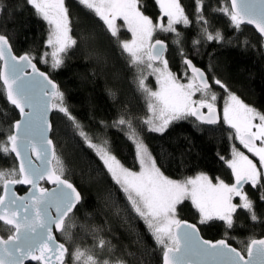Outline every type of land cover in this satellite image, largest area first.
Returning a JSON list of instances; mask_svg holds the SVG:
<instances>
[{"label":"snow or ice","instance_id":"6c2138e0","mask_svg":"<svg viewBox=\"0 0 264 264\" xmlns=\"http://www.w3.org/2000/svg\"><path fill=\"white\" fill-rule=\"evenodd\" d=\"M25 2L48 25L47 38L43 42L45 51L39 54L40 60L50 64L53 70L59 69L69 50L78 46V40L71 34L70 6L66 0ZM78 3L86 14L98 18L97 23L103 22L122 52L128 54L129 63L137 68L138 85L146 94L147 108L151 113L143 121L149 131L162 133L171 122L190 117L204 124H216L219 118L218 93L212 88L211 79L225 93L223 123L231 130L230 140L239 141L248 153L258 158V163L233 145L231 159L220 158L231 169L234 183H226L219 177L213 183L203 171L182 179L170 177L133 126L132 118L126 119L122 114L113 121V125H127L126 135L134 147V166H126L113 154L106 139L94 142L71 116L65 105L64 93L57 83L33 62L37 54L25 51L16 55L9 37L0 34V61H3L0 81L7 101L19 111L20 117L13 121L4 141H0V154L8 158L14 153L15 161H18V167L14 161L12 167L0 169V185L3 186L0 221L14 229H10L7 239L0 237V264H25L27 260L37 264H67L66 256L70 249L66 243L56 239L54 231L61 232L65 240H73L71 228L74 225L69 222L82 197L73 183L65 178L66 165L48 136L51 125L47 114L50 108L64 112L74 121L80 136L99 157L107 176L124 194L126 203L123 209L117 206V212L131 211L144 221L162 248V264H264V239H251L248 258L245 259L225 239L204 240L196 224L177 215L178 206L190 199L201 222L216 218L231 228L233 214L240 208L247 210L253 221L258 219L254 202L244 186L250 183L253 188L259 187L260 199L264 201V172L260 170L264 168V111L246 103L219 77L213 75L209 78L184 55L182 33L176 25L189 26L191 20L181 0H156L160 10L159 22H154L140 10L138 0H78ZM203 7L204 0H196L195 18L202 38L205 41H223L220 29L210 30V21L204 15ZM5 10L11 13L13 6L0 0V12ZM216 10L226 15L238 32L247 23L254 25L264 37V0H231L230 7L225 4ZM165 17L166 24L163 22ZM118 18H122L131 39H120ZM157 29L175 34L173 43L179 47L182 65L187 66L183 68L186 83L170 69L168 60L164 58L165 41L156 39L150 43ZM199 43V39L193 40L194 45ZM156 61L159 63H154ZM142 65H146L150 73H146ZM29 67L31 73L26 71ZM147 74L155 76V90L145 83ZM196 93L200 94L199 98H194ZM205 108L207 112L202 111ZM135 165H138V170ZM45 180L54 187H44L41 181ZM16 185L28 186L23 195L17 194ZM233 197H239L240 203H234ZM105 198L115 203L112 191H108ZM99 230L97 226L92 228L93 232ZM99 245L101 253L107 251L106 258L101 259L95 247L76 245L71 250L73 264H126L122 257L112 253L110 242L100 238Z\"/></svg>","mask_w":264,"mask_h":264},{"label":"trees","instance_id":"16d2710c","mask_svg":"<svg viewBox=\"0 0 264 264\" xmlns=\"http://www.w3.org/2000/svg\"><path fill=\"white\" fill-rule=\"evenodd\" d=\"M5 3L13 6V11L0 12V34L9 37L16 55L25 51L37 54L33 62L57 83L64 93L69 113L94 142L100 143L106 139L113 154L126 166L133 167L134 147L126 135L127 125H113V121L123 114L126 119L132 118L133 126L148 144L166 175L182 179L203 171L213 182H217V177L226 183L233 182L230 168L220 158H230L229 126L222 121L217 125L205 126L190 117L171 122L162 133L149 131L143 122L148 111L145 93L138 85L137 68L129 63L128 54L122 52L116 38L112 37L103 22L97 23L98 18L86 14L77 0H66V3L71 8V34L78 40V46L69 50L62 66L55 70L39 58V54L45 51L46 22L34 14L25 0H5ZM181 3L191 20L189 26L182 23L176 25L182 33L184 55L204 70L209 78L213 75L219 77L246 103L264 111V46L260 37L244 26L238 32L226 15L214 11L225 4L230 7L228 0H204L203 12L210 21V30L215 32L220 29L224 36L223 41H205L195 18L196 0H181ZM138 7L154 22H159L160 10L156 0H138ZM165 20L163 18V22ZM129 36L126 30L120 31L121 40ZM174 37V33L164 35L157 30L154 40L167 42L165 59L170 69L181 78L186 66L182 65L179 47L173 43ZM194 39H199L200 43L194 45ZM145 83L155 88L151 77ZM210 84L218 93L217 109L220 111L224 104V90L211 79ZM16 119L18 112L7 101L0 81V141H4L7 130ZM101 121L105 123L101 124ZM51 127V140L66 165L65 178L73 183L82 197L69 222L74 225L71 228L73 240H65L61 232L56 234L57 240L66 243L70 249L66 256L67 264H73L71 250L76 245L95 247L100 258H106L107 251L100 252V238L110 242L112 253L122 257L126 264H162V248L144 221L131 211L117 212V206L123 209L126 203L124 194L107 176L102 162L80 136L74 121L54 108ZM14 161L13 155L5 158L0 154V169L12 167ZM15 165L18 167L17 161ZM135 167L138 170V165ZM16 189L20 194L24 192L20 185ZM108 191L113 192L115 203L105 198ZM247 194L254 202L258 216L256 221L251 219L247 210L240 208L233 214L231 228L217 219L200 222L198 212L187 200L178 206L177 215L196 224L204 239H225L245 255L251 239L264 238L261 189L248 187ZM93 226L100 230L93 232ZM10 229L13 230L0 223L3 238L11 234Z\"/></svg>","mask_w":264,"mask_h":264},{"label":"rangeland","instance_id":"374dc122","mask_svg":"<svg viewBox=\"0 0 264 264\" xmlns=\"http://www.w3.org/2000/svg\"><path fill=\"white\" fill-rule=\"evenodd\" d=\"M78 1V0H77ZM138 6V5H137ZM166 18V17H165ZM165 24L167 23V18H166V20H165V22H164ZM47 24V23H46ZM117 24L120 26V28H119V34H120V31H122V30H126L128 33H129V38L128 39H131V33L127 30V27L124 25V22H123V20H122V18H118V20H117ZM48 26V25H47ZM157 30H159V29H157ZM156 30V31H157ZM155 31V32H156ZM155 32L153 33V39L150 41V43H152L153 42V40H154V35H155ZM160 32L162 33V34H167V33H169V32H163V31H161L160 30ZM51 51V49L49 48V52ZM166 54V53H165ZM50 58V57H49ZM164 58H165V55H164ZM158 64V63H157ZM142 66H144V68H145V72L146 73H150V70H148L147 68H146V65H142ZM190 75V74H189ZM149 77H151L153 80H154V83H155V88L157 87V85H156V79H155V76L154 75H151V74H147V78H146V80L149 78ZM181 79L186 83L187 81H186V79H184V72L182 73V76H181ZM145 80V81H146ZM155 88L153 89V90H155ZM145 96H146V94H145ZM199 96H200V94L199 93H196V95H195V97L194 98H199ZM146 103H147V97H146ZM54 109V108H53ZM203 111H207V109L205 108V109H202ZM147 111H148V108H147ZM220 112V117H221V121L223 122V107H222V109L219 111ZM151 115V113L148 111V114H147V116H150ZM146 127H147V125H146ZM147 129H148V127H147ZM167 129V128H166ZM165 129V130H166ZM149 130V129H148ZM158 133H160V132H158ZM233 145H235L236 147H238L241 151H244L245 152V154L246 155H249V157L250 158H253L257 163H258V158H256V157H253V155L251 154V153H248L247 152V149H244L243 148V146L242 145H240L239 144V141H233V140H231V149H232V147H233ZM229 159H231V153H230V158ZM231 170V169H230ZM261 170V172H264V168H262V169H260ZM233 176V175H232ZM235 182V179H234V177H233V182L232 183H234ZM213 183H215V182H213ZM248 187H251V188H253L252 187V185L250 184V183H247V184H245V186H244V189H245V191L247 192V188ZM187 201H189L190 203H191V200L190 199H187ZM233 202L234 203H237V204H239L240 203V200H239V197H233ZM192 205V204H191ZM194 208V207H193ZM195 209V208H194ZM196 210V209H195ZM197 211V210H196ZM198 212V211H197ZM199 214V213H198ZM200 218V217H199ZM213 219H216V218H213ZM212 220V219H211ZM218 220V219H217ZM206 221H208V220H206ZM206 221H204V222H206ZM201 222V221H200ZM149 230V229H148ZM151 233V232H150Z\"/></svg>","mask_w":264,"mask_h":264},{"label":"water","instance_id":"95a60500","mask_svg":"<svg viewBox=\"0 0 264 264\" xmlns=\"http://www.w3.org/2000/svg\"><path fill=\"white\" fill-rule=\"evenodd\" d=\"M228 3H229V6H231V0H228ZM242 26H244V27H248V28H250V29H252L257 35H258V37H260V39H261V41H262V43H263V46H264V37H261L260 36V34L256 31V29H255V27H254V25H249V24H247V23H244ZM163 40V39H162ZM165 41V40H164ZM155 42V40L152 42V43H154ZM165 43H166V45H167V42L165 41ZM166 51H167V47H166V50H165V52L163 53V55H165V53H166ZM154 63H159L158 61H156V62H154ZM186 66V65H185ZM3 67V61H0V68H2ZM187 67V66H186ZM38 68V67H37ZM39 69V68H38ZM40 70V69H39ZM26 71L27 72H29V73H31V71H32V69L29 67V68H27L26 69ZM40 71H42V70H40ZM44 72V71H43ZM189 74H191L190 73V70H189ZM1 83H2V85H3V82L1 81ZM13 106V105H12ZM14 107V106H13ZM15 108V107H14ZM218 110V109H217ZM16 111L18 112V119L20 118L19 117V111L16 109ZM203 111V110H202ZM52 112H53V108H50L49 109V111H48V122H49V124L51 125V115H52ZM204 112H207V111H204ZM218 121H217V123L216 124H214V125H217L220 121H221V117H220V112H219V110H218ZM192 119H194L195 120V118L194 117H192ZM197 121V120H196ZM200 122V121H199ZM202 123V122H201ZM203 125H205V126H212V125H208V124H204V123H202ZM51 130H52V127H50L49 128V131H48V136H49V138L51 139ZM13 155V157L15 158V154L13 153L12 154ZM33 159L35 160L36 158H35V156H33ZM17 164H18V161H17ZM41 183L43 184H45L46 185V188H49V189H51V188H53L54 187V185L53 184H51V183H48L46 180L45 181H41ZM23 189H24V192L23 193H18L17 192V189H16V187H17V185L16 186H14V188H15V191L17 192V194L18 195H23L24 193H25V191L27 190V187L28 186H26V185H20ZM2 192H3V186H2ZM80 203V202H79ZM75 210V209H74ZM73 210V211H74ZM53 213H54V210H53ZM71 214V213H70ZM69 214V215H70ZM67 219V218H66ZM189 222V221H188ZM0 223L1 224H3V225H6L4 222H2V221H0ZM189 223H192V222H189ZM194 224V223H193ZM6 226H8V227H10V228H12V226H9V225H6ZM198 227V226H197ZM199 229V228H198ZM13 231H14V229H13ZM58 233H60L59 231H54V235H55V237H56V234H58ZM199 234H200V231H199ZM200 236H201V234H200ZM0 237H2L1 235H0ZM202 237V236H201ZM3 238V237H2ZM203 238V237H202ZM4 239H7V238H4ZM57 239V238H56ZM204 239V238H203ZM260 239H264V238H260ZM204 240H207V239H204ZM233 247V246H232ZM239 251V250H238ZM242 254V253H241ZM243 255V254H242ZM244 256V258L245 259H247L248 258V248H247V252H246V254L245 255H243ZM33 263H35V261H31V260H27V261H25V264H33Z\"/></svg>","mask_w":264,"mask_h":264}]
</instances>
